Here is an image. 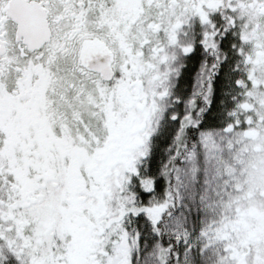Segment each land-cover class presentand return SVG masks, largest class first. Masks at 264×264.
Wrapping results in <instances>:
<instances>
[{
    "label": "snow or ice",
    "instance_id": "obj_1",
    "mask_svg": "<svg viewBox=\"0 0 264 264\" xmlns=\"http://www.w3.org/2000/svg\"><path fill=\"white\" fill-rule=\"evenodd\" d=\"M0 264H264V0H0Z\"/></svg>",
    "mask_w": 264,
    "mask_h": 264
},
{
    "label": "flooded vegetation",
    "instance_id": "obj_2",
    "mask_svg": "<svg viewBox=\"0 0 264 264\" xmlns=\"http://www.w3.org/2000/svg\"><path fill=\"white\" fill-rule=\"evenodd\" d=\"M195 71V66L194 65H189L185 71H184V82L188 85H191L192 82V74Z\"/></svg>",
    "mask_w": 264,
    "mask_h": 264
}]
</instances>
